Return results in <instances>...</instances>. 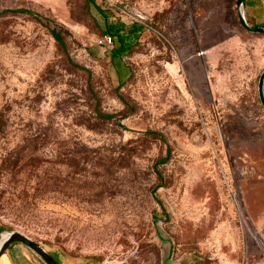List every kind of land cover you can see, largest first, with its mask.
<instances>
[{
    "label": "rangeland",
    "instance_id": "1",
    "mask_svg": "<svg viewBox=\"0 0 264 264\" xmlns=\"http://www.w3.org/2000/svg\"><path fill=\"white\" fill-rule=\"evenodd\" d=\"M236 2L0 0L3 236L60 264H264V33ZM136 25L113 59L103 30Z\"/></svg>",
    "mask_w": 264,
    "mask_h": 264
},
{
    "label": "water",
    "instance_id": "2",
    "mask_svg": "<svg viewBox=\"0 0 264 264\" xmlns=\"http://www.w3.org/2000/svg\"><path fill=\"white\" fill-rule=\"evenodd\" d=\"M236 4L241 26L248 32L263 34L264 25L254 26L248 22L244 11L245 0H237ZM258 94L260 102L264 108V70L259 79ZM4 232L0 236V258L10 249L14 243H22L35 252L46 264H60L57 259L37 240L32 239L20 231L9 232L6 237L3 236Z\"/></svg>",
    "mask_w": 264,
    "mask_h": 264
},
{
    "label": "trees",
    "instance_id": "3",
    "mask_svg": "<svg viewBox=\"0 0 264 264\" xmlns=\"http://www.w3.org/2000/svg\"><path fill=\"white\" fill-rule=\"evenodd\" d=\"M87 3L90 4V5H93L104 17H106V12L104 9H102L97 3H96V0H87ZM14 12H28L26 10H23V9H17V10H12ZM254 26H257L256 24H253ZM139 30V27L136 25L134 26L132 29H131V32L130 33H121L120 31H115V32H112L110 30V28H107L106 30H103L104 34H108L112 37V40L114 38V41H115V48L113 49V52H112V58L115 59L117 58L119 55H123L125 53H127L132 44L134 43V37H133V34L137 33V31ZM108 116V115H107ZM167 161V157H164V158H161L157 161V164H163ZM159 173L160 171L157 170ZM160 187V185L156 186L154 189H153V192L154 194H156L157 192V189ZM158 202L160 204H162L161 200H159V198L157 199ZM162 213H166L165 211V208L162 206ZM155 219H159V217L156 215ZM158 223V222H156ZM158 228L160 229V227L158 226ZM7 229V227L2 224L0 222V236L1 234ZM89 264V263H88Z\"/></svg>",
    "mask_w": 264,
    "mask_h": 264
},
{
    "label": "crops",
    "instance_id": "4",
    "mask_svg": "<svg viewBox=\"0 0 264 264\" xmlns=\"http://www.w3.org/2000/svg\"><path fill=\"white\" fill-rule=\"evenodd\" d=\"M259 0H245V7H246V18L248 20V22L253 25L256 24V22H254L252 19H257V17L259 16V12H258V4ZM17 249H20L21 252H23V256L25 257V261H22L20 264H30V261H34L38 264H46L35 252H33L30 248H28L27 246H25L22 243H14L10 249L0 258L3 259L1 264H14L12 263L13 260H15V255H12V253ZM11 250V253L9 255V257L7 259L4 258V256ZM28 257V258H27ZM58 261V260H57ZM60 263V262H59ZM88 264V263H85Z\"/></svg>",
    "mask_w": 264,
    "mask_h": 264
},
{
    "label": "built area",
    "instance_id": "5",
    "mask_svg": "<svg viewBox=\"0 0 264 264\" xmlns=\"http://www.w3.org/2000/svg\"><path fill=\"white\" fill-rule=\"evenodd\" d=\"M106 41H108V42L111 43V42H112V37H111V36H107V37H106Z\"/></svg>",
    "mask_w": 264,
    "mask_h": 264
},
{
    "label": "bare ground",
    "instance_id": "6",
    "mask_svg": "<svg viewBox=\"0 0 264 264\" xmlns=\"http://www.w3.org/2000/svg\"><path fill=\"white\" fill-rule=\"evenodd\" d=\"M6 237V236H5Z\"/></svg>",
    "mask_w": 264,
    "mask_h": 264
}]
</instances>
